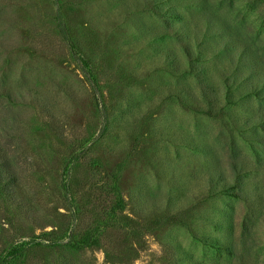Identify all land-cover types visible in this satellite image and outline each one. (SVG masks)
<instances>
[{
  "label": "rangeland",
  "instance_id": "obj_1",
  "mask_svg": "<svg viewBox=\"0 0 264 264\" xmlns=\"http://www.w3.org/2000/svg\"><path fill=\"white\" fill-rule=\"evenodd\" d=\"M0 151V264H264V0H0Z\"/></svg>",
  "mask_w": 264,
  "mask_h": 264
},
{
  "label": "trees",
  "instance_id": "obj_2",
  "mask_svg": "<svg viewBox=\"0 0 264 264\" xmlns=\"http://www.w3.org/2000/svg\"><path fill=\"white\" fill-rule=\"evenodd\" d=\"M80 59H82L83 60V64L85 66H87V62L82 57H80ZM87 73L89 75H91V72H90L89 69L87 70ZM6 166H7V162L5 161L3 155L1 154V151H0V181L1 182H4L5 184L8 183V182H7V180H5L4 175L5 174H8L9 175V178L12 177V173L10 171H8V168ZM85 239H86L85 241H80V242L79 241H76V242H74V244H76L78 246H83L86 243H88L87 245H89V246H92L93 245L94 240H90L88 238H85ZM219 243L222 245L221 242H219ZM1 264H4V262H2Z\"/></svg>",
  "mask_w": 264,
  "mask_h": 264
}]
</instances>
